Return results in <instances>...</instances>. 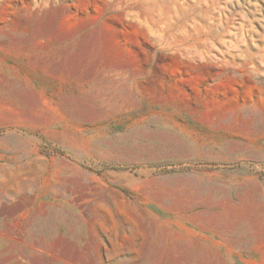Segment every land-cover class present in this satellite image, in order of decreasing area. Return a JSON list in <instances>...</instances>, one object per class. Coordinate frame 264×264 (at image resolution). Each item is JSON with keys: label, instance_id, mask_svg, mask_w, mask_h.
<instances>
[{"label": "rangeland", "instance_id": "rangeland-1", "mask_svg": "<svg viewBox=\"0 0 264 264\" xmlns=\"http://www.w3.org/2000/svg\"><path fill=\"white\" fill-rule=\"evenodd\" d=\"M0 264H264V0H0Z\"/></svg>", "mask_w": 264, "mask_h": 264}]
</instances>
